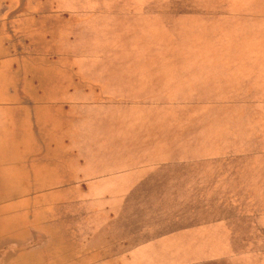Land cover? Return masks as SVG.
<instances>
[{
	"label": "crops",
	"instance_id": "obj_1",
	"mask_svg": "<svg viewBox=\"0 0 264 264\" xmlns=\"http://www.w3.org/2000/svg\"><path fill=\"white\" fill-rule=\"evenodd\" d=\"M59 1L0 0V264H141L149 254L178 251L163 249L179 242L169 238L195 246L192 237L207 234L202 242H215L210 228L226 227L232 217L214 214L222 204L215 207L210 190L227 194L226 203L240 214L233 194L264 186V166L248 165L250 157L264 158V149L251 142L264 132V32L246 36L263 26L264 7L254 5L264 1L217 0L228 6L225 13L175 10L172 19L213 14L221 23L209 33L200 30L203 22L169 27L163 15L152 31L157 17L139 5L147 0H113L76 12L60 9ZM143 14L150 18L140 23ZM230 28L239 35L226 37ZM217 91L232 93L224 108L233 110L234 122L209 133L200 110L217 106L214 96H205ZM89 105L120 112L123 106L127 117L123 125L119 115L110 127V110H117L105 109L104 132L91 133L99 142L90 150L88 131L76 124L78 109ZM244 109L255 110L246 112L261 134L250 137L248 119L242 126ZM130 139V151L147 156L145 162L154 155L166 159L102 172L98 158L116 155ZM101 142L108 143L104 150L96 148ZM143 166H151L145 179L106 181L121 172L128 179ZM103 202L120 204L125 226L115 225L117 214ZM222 246L180 252L217 260L228 252Z\"/></svg>",
	"mask_w": 264,
	"mask_h": 264
},
{
	"label": "rangeland",
	"instance_id": "obj_2",
	"mask_svg": "<svg viewBox=\"0 0 264 264\" xmlns=\"http://www.w3.org/2000/svg\"><path fill=\"white\" fill-rule=\"evenodd\" d=\"M137 0H119L117 1L118 3H125L124 5H128L131 3H136ZM148 3L146 4H139V5H144L147 6L146 11H150L147 14H151L153 17H157V22L154 23L153 22V28L152 31H156L158 27H160V18L165 17L167 18V22H165L169 27H175L177 26L178 23H182V22H187L190 25H192V23H197L199 25V22H203V27H200L201 31H205L206 33H209V30H211V26L213 24L216 23H221L219 21V19H216L215 16L213 14H210L209 12H201L200 14H198L199 12H193L190 14H179V18H175L172 19V16L174 14H176L177 12H175V10H190L187 8H193L195 6L197 7H201V10H203V8L205 9H212V10H218V9H225L226 7H228L226 4L223 5H218L220 4L217 0H147ZM236 0H233L232 3H239V2H235ZM264 1V0H262ZM109 2L111 4H113V0H60L58 2V4L61 6L59 7L60 9H64L63 6L67 9V11H72V12H76L79 11L81 8H83L86 5H92V4H103V5H109ZM226 3V2H225ZM261 4V2H256L255 4ZM264 3V2H263ZM28 4H32V3H28ZM57 4V6H58ZM218 5V6H217ZM231 6V5H229ZM257 7H264L263 5H254ZM90 9V8H87ZM86 10V9H85ZM136 10H139L138 8H136ZM228 9H225L223 11V13H225V11ZM264 10V8L262 9ZM204 11V10H203ZM145 15L143 14V16H138V20L140 23H143L145 21H149L148 18L149 15ZM182 16V17H181ZM199 16H201V19L199 18ZM115 17H116V13H115ZM231 20V19H230ZM228 21V20H227ZM236 22V21H235ZM263 26L260 27V29H250V30H246L248 31V33L246 34L247 37L250 36H254L256 34L262 33L264 32V22L262 23ZM223 25H226V23H224ZM202 26V25H201ZM230 26V25H229ZM30 29H27L26 32H30ZM226 33H228L226 35V37L228 36L229 38L232 37L234 38L235 35H239L237 31V29L234 28H230L229 30H225ZM244 31V30H242ZM192 33V32H191ZM192 36L197 37L194 33H192ZM201 38V36H199ZM264 39V38H263ZM233 42V41H232ZM264 45V43H263ZM234 47V46H231ZM232 93H225V92H220L217 91L216 93H209L206 94V98L209 96H214V99L217 100V102H215L214 104H216L217 106L215 107H208L206 109H201V113H204V116L202 115V118H200L201 124L204 126V128H206V132L212 133L213 130H211L214 126H216L217 128L220 127L222 128L225 124L228 123V121L230 122H234L233 121V115H232V109L230 108H224V102H226L224 99L226 98H231ZM234 95V94H233ZM104 96V95H102ZM230 102L225 103V106L227 107L228 104ZM222 104V105H221ZM116 109L117 111H112L110 110V114H109V121L110 124L109 126L112 127L113 124L118 125V116L120 115V124H126V116H125V107L121 106V112L119 111L118 106H111L109 108L105 107L103 109V107L101 108H96L94 106H86V107H82V109H78L79 115L80 112L82 114V118L77 119L76 124H79L78 126L84 128V133L85 131H88V136H86L87 138H89L88 141V149L90 150V143H97L99 141H93L91 140L92 138V134L96 133L97 134L95 136H98V134L100 132H104V127H105V109ZM247 110V109H246ZM246 110L244 109V111L246 112ZM72 111H74L75 113L77 112L75 110V107L72 106ZM248 111H253V113H255V110H247ZM246 112V114H247ZM204 117H207L206 119ZM252 118L254 117H249L248 114L243 118H241V122H242V126H244L245 128V123L247 122L246 119H248L247 123H250V121H252L253 125L251 124L249 127L248 132L250 133V137L254 136L253 134L255 133H259L257 132V129H261L259 127H261L259 124L255 123L254 120H252ZM234 120H238V118H234ZM229 122V123H230ZM73 123V122H72ZM228 123V124H229ZM74 126H76L75 124H73ZM257 127V128H256ZM210 128V129H209ZM95 130V131H94ZM204 130V129H203ZM211 130V131H210ZM92 133V134H91ZM218 133V132H217ZM203 134V133H201ZM243 137L246 138V132L245 129L242 133ZM261 134V133H259ZM94 136V137H95ZM123 138H127V136H129V134L127 133V129H123V134H122ZM251 142L253 143L252 148L255 150H260L261 148L264 149V132L263 134L260 136V140L255 141V140H251ZM129 143L131 145H133L135 142L130 139L129 142H124L123 143V150H119L116 151V155L114 156H110L107 158H98L99 161V168L101 169L102 172H107L109 171V173L115 172L117 170H124V169H128L130 167H132L133 165H146L147 163H158V162H162L164 161L166 158H162L160 156L154 155V157L152 158L153 161H151V159L149 158L148 162L146 158L147 156H136L135 151H130V147H129ZM84 146L86 145V143H82L81 145ZM108 143H98L96 144V148L104 150L106 145ZM126 145V147H125ZM262 150V149H261ZM93 157H95V154H93ZM96 158V157H95ZM254 157H250L249 159V166L250 164H254L253 166H255V164L258 163V165H263L264 166V158L261 162H254L253 161ZM255 160V159H254ZM218 162V161H217ZM262 163V164H261ZM217 164V163H216ZM157 167L160 164H156ZM167 164H163L161 166H165ZM218 166V164H217ZM151 166H143L142 169L143 170H133L131 172H129V177L127 179L125 173L121 172L119 174H117V178L116 180H114V175L111 176V179L106 180L107 182H110L109 185L113 186V184L115 183H119L117 181H120V183H125V184H129L130 182H133V178L135 176H141L140 178L144 177V179L149 175L147 173H145L144 168H150ZM127 173V172H126ZM151 174V173H150ZM144 182H147L144 181ZM137 184V183H136ZM144 184V183H143ZM133 186V185H132ZM249 187L250 184H249ZM251 187V189L249 188L246 194V191L244 190H238L240 191L239 193L236 192V194H233V200L240 202V207H241V213L239 214V212H233L234 211V207L233 205H229L228 203H226L228 200H230L229 197H227V194H225L224 192H222L221 190L215 189V190H210L208 197L209 199H212L215 207H219L221 204V210L220 212H215L214 214H218L221 213L222 215L227 213L232 217L231 219H228V215H227V219L225 221L226 223V227H221L220 224H215L214 226H212L210 228V232L211 235H213V232L217 233V237L214 238L215 242H207V244H205L206 242H202V241H208L207 239V234H204L203 237L205 238H195L192 237V239L196 240L198 242V244L195 243V246H190L188 244H182V242L184 241V237H173V238H169L170 240H178L179 242L175 245V248H171V246L173 245H169L167 246V244H165L163 247V249H167L170 251H173L174 249L178 250L175 253H152L149 254V257L147 258L146 262L141 263V264H260V262L262 261V259H264V186L262 189L260 188H253ZM134 191H137L135 189H133ZM107 192H111V190H105ZM244 191V192H243ZM195 192H198V190H195ZM200 193H203V190H200ZM249 195L251 198L249 199ZM212 196V197H211ZM200 199L202 200L203 197L201 196ZM254 199V200H253ZM118 202H103L102 206L104 208H110L111 210H113L116 214H117V222H115V225L118 228H122L123 226H125L126 224L123 222V218H122V207L118 206ZM120 205V204H119ZM225 205H226V209L229 211L225 210ZM129 214V213H128ZM235 215V216H234ZM129 216H131L129 214ZM238 217V218H236ZM229 226L230 232H227V227ZM208 229V227H207ZM199 230H205V226L200 227ZM167 239V237L164 238V241ZM206 239V240H205ZM212 239V238H211ZM213 241V239H212ZM202 242V243H201ZM192 244V243H190ZM209 244H215V247L213 249L216 250L217 245H223L226 250L228 251L226 254V256L224 258H218L217 260H202V257H200V255L198 254V252H192V253H182L180 251H187V250H198V249H203L205 246H208ZM199 245V246H198ZM222 246V247H223ZM169 247V248H168ZM166 251V250H165ZM178 252V253H177ZM219 253V252H217ZM222 254V253H221ZM260 256H262V258H260ZM202 260V261H200ZM137 264V263H136Z\"/></svg>",
	"mask_w": 264,
	"mask_h": 264
}]
</instances>
